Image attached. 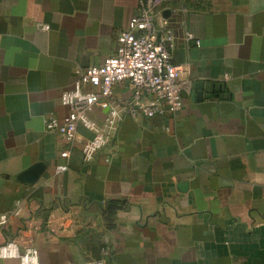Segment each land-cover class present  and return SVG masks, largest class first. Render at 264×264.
Returning a JSON list of instances; mask_svg holds the SVG:
<instances>
[{
    "label": "crops",
    "instance_id": "1",
    "mask_svg": "<svg viewBox=\"0 0 264 264\" xmlns=\"http://www.w3.org/2000/svg\"><path fill=\"white\" fill-rule=\"evenodd\" d=\"M184 3L185 22L172 17V60L191 82L182 110L125 116L86 161L46 119L68 112L78 68L115 52L139 0H0V245L28 238L40 264L100 259L105 246L104 264H264V0Z\"/></svg>",
    "mask_w": 264,
    "mask_h": 264
},
{
    "label": "built area",
    "instance_id": "2",
    "mask_svg": "<svg viewBox=\"0 0 264 264\" xmlns=\"http://www.w3.org/2000/svg\"><path fill=\"white\" fill-rule=\"evenodd\" d=\"M188 11L184 0H139V12L117 35L115 52L100 65L76 70L73 86L60 97L68 112L62 118L49 116L47 129L59 133L70 147L81 144L84 159L91 161L111 141L125 116L179 113L185 104L184 92L190 90L191 82L182 77L185 67L172 60L178 42L172 17L184 23ZM40 28L46 30L49 25L40 24ZM183 39L189 44L196 37L186 30ZM196 43L201 42L197 39ZM123 81L130 82L131 96L115 94L114 87ZM96 106L109 109L102 124L90 115ZM80 124L92 130L93 136L88 139L79 136ZM69 152L65 150L62 154L68 156ZM57 169L63 171L68 166L59 165ZM20 211L18 207L15 213ZM10 217L9 213L0 214V230L9 224ZM110 253V246H105L102 258L81 264H104V257ZM6 258H17L20 264H40L38 248L23 236L0 245V264Z\"/></svg>",
    "mask_w": 264,
    "mask_h": 264
},
{
    "label": "water",
    "instance_id": "3",
    "mask_svg": "<svg viewBox=\"0 0 264 264\" xmlns=\"http://www.w3.org/2000/svg\"><path fill=\"white\" fill-rule=\"evenodd\" d=\"M200 85H201V83H200ZM36 173H38V166L28 170V172H26V174H25V178L26 179H35L34 174H36Z\"/></svg>",
    "mask_w": 264,
    "mask_h": 264
}]
</instances>
